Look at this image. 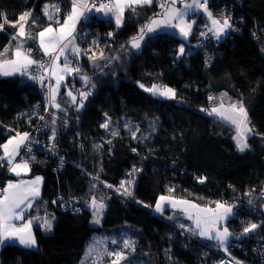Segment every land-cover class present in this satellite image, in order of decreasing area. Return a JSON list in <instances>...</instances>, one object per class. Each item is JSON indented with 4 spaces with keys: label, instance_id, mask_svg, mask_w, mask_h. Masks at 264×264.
Returning <instances> with one entry per match:
<instances>
[{
    "label": "trees",
    "instance_id": "obj_1",
    "mask_svg": "<svg viewBox=\"0 0 264 264\" xmlns=\"http://www.w3.org/2000/svg\"><path fill=\"white\" fill-rule=\"evenodd\" d=\"M58 1L0 0V63L11 58L7 48H15L13 38L20 26L25 36L36 34L52 22L51 15L59 19L66 15L63 0V8H57V13L54 9L46 14L45 6ZM239 2L211 0L209 4L211 10H226L239 32L230 28L219 47L204 46L206 51L216 52L207 67L202 65L203 53L196 51L195 44L200 42L197 25L187 42L162 32L146 35L139 52L129 49L128 42L159 15L155 4L128 9L121 26L96 17L78 26L77 42L84 55L73 62L75 72L61 88L58 109L52 104L45 117L47 133L57 148L55 154L48 155L63 159L64 170L53 172V158L37 150L26 155L22 145L15 159L27 165L29 177L42 176L41 200L52 218V232L46 235L34 224L36 247L7 244L0 249V264H81L93 233H109L112 229L117 234L123 230L132 240L130 264H212L222 256L189 230L153 214L151 207L160 195L186 199L208 209L209 200L225 204L234 199L252 204V194L261 191L264 0ZM213 15L219 20L214 11ZM99 47L105 56L101 64L92 67L94 61L88 54L99 52ZM29 49L33 61L45 58H35ZM172 50L178 53L175 65ZM46 69L42 68L41 77ZM32 70L30 66L29 72ZM27 76L0 77L2 155L9 138L25 133L17 119L20 113L41 101L42 95L47 96L44 89L50 93L51 82L41 85L30 74ZM161 83L175 91V98H156L146 91ZM69 86H73V99L65 96ZM219 93H225L246 112L253 135L244 152L234 143V130L211 114L213 97ZM83 99L84 107L78 112ZM122 119L132 125L134 138L117 125ZM6 169L4 155H0V187L4 181L16 179ZM130 183H134L131 199L116 192L119 185ZM96 194L106 199V208L101 225L93 227L87 204ZM242 218L247 219L246 229H254L248 236L231 239L249 244L255 238H264L263 209L256 221L244 214L224 222L237 233L243 231L238 228ZM234 254L242 258V264H254L240 252Z\"/></svg>",
    "mask_w": 264,
    "mask_h": 264
},
{
    "label": "crops",
    "instance_id": "obj_2",
    "mask_svg": "<svg viewBox=\"0 0 264 264\" xmlns=\"http://www.w3.org/2000/svg\"><path fill=\"white\" fill-rule=\"evenodd\" d=\"M89 1L63 0L64 5H66V15L60 19L51 15L52 22L36 34H26L25 36V29L20 26L17 31L19 41H15L17 47L7 48L10 50L11 58L4 59L0 63V77L20 76L21 74L26 76V71L29 75L32 57L24 54L22 50L25 49L24 47H31L35 58L45 57L51 61L45 75L42 76L41 83L56 82L61 84L62 82L65 86L66 79L75 72L74 60L84 55L77 42L78 26L81 23H87L93 17L121 26L125 12L134 7L155 4L159 9V15L152 18L146 25L144 36L167 32L187 42L191 38L195 26L198 23H204L207 32L211 35L212 42L220 44L229 32L228 25L221 23L213 15L209 6L211 0H113L110 7H88ZM61 2L62 0L54 5H46L44 8L46 14L49 16V12L54 9L57 13V8H63L60 5ZM86 32L87 29H84L83 33ZM138 38L131 41L135 52H139L144 41V37ZM88 55V57L93 58V61H100L103 58V56L97 57L96 53L92 56ZM213 98L215 106L211 109V114L216 119L237 129L236 142L237 139L240 141L237 142L240 148L241 140L243 141L253 133L245 110L239 107L237 103H232L225 93H219ZM233 106H237L238 111H234ZM6 143L1 150L3 155L6 153V170L10 177H16V179L6 182L2 188V196L0 197V245L3 247L7 244H13L34 249L36 247L34 224L39 226L43 232L45 229L49 231L53 224L52 218L46 212V204L41 200L43 178L40 175L29 177L27 165L15 161L21 143H15V150L7 149ZM242 144H244V150H242L244 152L247 143L245 141ZM151 212L165 216L170 221L171 215L177 214L180 217V222H175V224L182 229L191 231L190 224L193 218L203 219L205 226L225 224L224 215L227 213V208L221 205L215 211H210L206 206L186 199L160 195L154 206L151 207ZM107 233L100 232L98 239H93L92 235L87 243L88 247H86L91 251H101L105 245L102 234L106 235ZM199 239L201 238L199 237Z\"/></svg>",
    "mask_w": 264,
    "mask_h": 264
},
{
    "label": "built area",
    "instance_id": "obj_3",
    "mask_svg": "<svg viewBox=\"0 0 264 264\" xmlns=\"http://www.w3.org/2000/svg\"><path fill=\"white\" fill-rule=\"evenodd\" d=\"M112 1L113 0H90L88 2V7H109L111 6ZM236 1L239 2V0ZM212 11H214V14L219 18L220 21L226 23L231 28L232 32H239V29L235 30L233 26V20L231 21V16L230 14L228 15V12L226 10L217 9ZM197 31L200 46L196 47V51L203 53L201 60L206 66H208L211 63V60L216 58V52L210 50L206 51L204 46H210L213 48H217L219 46H214V44H212L210 34L207 32L206 26L203 23H199L197 25ZM22 52L30 56L29 48L23 49ZM177 55L178 54L174 50H172L171 56L173 57V65L176 64ZM49 64L50 60L45 58L40 61H32L31 66L33 67V70L32 72H30V77L33 80L38 81L39 77H41L42 75V68L49 66ZM186 69H188V66L186 67ZM159 86L161 88L166 87L163 83ZM207 96L210 95L208 94ZM41 98V101L37 100L36 102L26 107L17 118L19 122H22L21 129L25 131V140L22 144V151L26 155H32L34 150H37V152L43 153L46 156L48 154H55L57 151L53 137L49 133H47V127L45 125V117L52 106L50 93L48 92L47 96L42 95ZM36 145H38L39 148H37ZM48 156L53 158L51 155ZM64 167L65 163L63 159L58 158L54 160L53 158V172L60 173L64 170ZM251 198L253 200L252 204L247 201L234 199L230 203L225 204H217L213 200H209L208 206L211 211H215L219 207V205L225 206L227 208V213L224 215L226 222L234 215H237L238 218H241L242 216H244V214L251 216L253 218L251 220L256 221L262 211L260 202H264V184L262 185L261 191L252 194ZM240 209H242V212H238ZM246 220L247 219H243L240 221L238 226L239 229L244 228ZM249 242V244H245L242 241H238V239H231L227 246V253L223 254L219 259L212 262V264H242V258L237 257L234 252H240L243 257H246V260H249L254 264H264V238H255L253 241L251 240ZM1 248L2 247L0 245V249Z\"/></svg>",
    "mask_w": 264,
    "mask_h": 264
},
{
    "label": "rangeland",
    "instance_id": "obj_4",
    "mask_svg": "<svg viewBox=\"0 0 264 264\" xmlns=\"http://www.w3.org/2000/svg\"><path fill=\"white\" fill-rule=\"evenodd\" d=\"M229 29H230V27H229ZM144 32L141 33L138 37H142V38L145 37L146 35L144 36ZM228 34H229V32H228ZM137 38H134V39H137ZM13 40L19 41L18 36L15 35ZM131 41L128 42V47L130 50L134 51L132 44H131L132 43ZM219 45L220 44H217V46H219ZM195 46L199 47L200 46L199 42H197L195 44ZM99 50L96 49V52L99 51L96 53L97 57L98 56L104 57L105 52L100 47H99ZM107 56H108V54L106 55V57ZM50 63H51V61H50ZM99 64H101V63L98 60L91 62L92 67L94 65H99ZM202 65L204 67H207L203 62H202ZM69 69H72V67H69ZM25 74L27 76V71L25 72ZM77 74L80 75V73H77ZM41 80H42V77H39L38 82L42 85ZM159 85L160 84L151 85L150 87H147L146 91L150 92L152 94V96H154L156 98H161V99L162 98H164V99L175 98V91L174 90L168 88L166 85H165L166 87H164V88H161ZM62 86H63L62 82H61V84L53 82L50 85V98H51L52 104L55 107L54 109H58V105H59L58 96H59V93L61 91ZM42 88L44 89V87H42ZM67 89L69 90V93H68ZM67 89L65 90V96L67 98H72V99L75 98V96L73 95V92H71L72 94H70V90L73 89V87H67ZM44 91H45V94H48V91H46L45 89H44ZM214 104H215V101H214ZM234 104H236V103H234ZM214 106L212 108H214ZM236 107L237 106H233L232 109L234 111H238L236 109ZM49 112H50V109H49L48 113ZM54 122H55V116L53 115L52 124H54ZM107 125H108V121H106L105 127H107ZM117 125L119 127H121L124 131H126L128 134H130L134 138V129L131 128L132 125H129L127 123V121L122 119L121 122L119 121L117 123ZM226 125H228L229 127H231L234 130V137H233L234 143H235L237 149L240 152H242V150H244L243 149L244 144H242V142L244 143L246 141V143H247L248 138L251 137L253 135V133L248 138H246L247 140L246 139H244L243 141L241 140V147L239 148L237 145V142L239 143L240 141L237 139V142H236V134L238 132L237 129L233 128L229 124H226ZM250 128H251V126H250ZM242 131L245 132L244 130H242ZM251 131H252V128H251ZM24 140H25V133H23V132L17 133L15 136H13L12 138L9 139L8 143H6V145H7L6 148L10 149V150H15L16 149L15 143H18V144L21 143V145H22ZM247 149H248V143H247L246 150ZM0 155L3 157L2 154H0ZM4 158L6 161V153H4ZM10 180L11 179H8L4 182H8ZM130 184L131 185H127V186L119 185L116 188V192L124 198L131 199L134 183H130ZM2 188H3V186L0 187V197L2 196ZM105 200H104L102 194H96L95 196H93L89 200V202L87 204L88 205L87 207L92 212L90 224L93 227H98L101 225L100 220H102L103 215H104V211L106 208ZM219 206H221V205H219ZM262 209H263V213H264V203H263ZM157 210H158V208H157ZM179 218L180 217L177 214H173V215H171L170 219H171V222L175 224V222H180ZM203 222H204L203 219L193 218V220L190 224V227H192L191 228L192 230L190 232H192L195 235L198 233V235H196V236L197 237L199 236L201 238V240L207 242L206 245L208 248H211L214 252L220 253L222 255L227 253V246H228V243L232 237H234V236H238V237L248 236L252 232V230L254 229L253 226H249L246 229V225H245L244 228H242L243 231L236 233L227 225V223L222 224V225L210 224L208 226H205ZM186 224H187V222H186ZM185 226H187V225H185ZM132 229L137 230L138 228L132 227ZM51 232H52V227L49 231L47 229L44 230V234H46V235L51 234ZM98 236H99V232H95V233H93L92 238L98 239ZM102 238H103V243L105 244L103 249L101 251H99V250L98 251H91L87 248L85 250L84 257H83L81 264H130L133 261L132 258L130 257L131 252H128L131 249L132 240H130L128 238V234L126 232H124L122 230L119 234H117V232L114 233V229H112V230H109V233H107L106 235L102 234ZM106 245H107V248H106ZM1 247H2V245H1ZM136 264H140V263H136Z\"/></svg>",
    "mask_w": 264,
    "mask_h": 264
},
{
    "label": "water",
    "instance_id": "obj_5",
    "mask_svg": "<svg viewBox=\"0 0 264 264\" xmlns=\"http://www.w3.org/2000/svg\"><path fill=\"white\" fill-rule=\"evenodd\" d=\"M86 101V99H83L80 103H79V106H78V108H77V111L78 112H80L82 109H83V107H84V102Z\"/></svg>",
    "mask_w": 264,
    "mask_h": 264
},
{
    "label": "clouds",
    "instance_id": "obj_6",
    "mask_svg": "<svg viewBox=\"0 0 264 264\" xmlns=\"http://www.w3.org/2000/svg\"><path fill=\"white\" fill-rule=\"evenodd\" d=\"M198 24H199V23H198ZM198 24H197V25H198ZM203 24H204V23H203ZM204 25H205V24H204ZM206 30H207V29H206ZM229 31H230V30H229ZM197 33H198V31H197ZM210 37H211V35H210ZM197 38H198V37H197ZM211 42H212V38H211ZM212 44H215V43L212 42ZM220 44H221V43H220ZM215 45H217V44H215ZM177 54H178V53H177ZM179 54H180V53H179ZM177 56H178V55H177ZM31 63H32V62H31ZM49 65H50V64H49ZM47 67H48V66H47Z\"/></svg>",
    "mask_w": 264,
    "mask_h": 264
}]
</instances>
